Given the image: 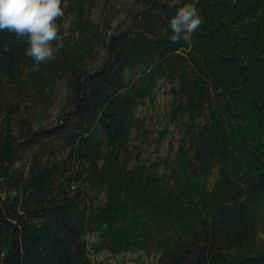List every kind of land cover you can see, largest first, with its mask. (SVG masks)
Instances as JSON below:
<instances>
[{
    "label": "trees",
    "instance_id": "obj_1",
    "mask_svg": "<svg viewBox=\"0 0 264 264\" xmlns=\"http://www.w3.org/2000/svg\"><path fill=\"white\" fill-rule=\"evenodd\" d=\"M62 7L38 72L0 32V264H264V0Z\"/></svg>",
    "mask_w": 264,
    "mask_h": 264
},
{
    "label": "clouds",
    "instance_id": "obj_2",
    "mask_svg": "<svg viewBox=\"0 0 264 264\" xmlns=\"http://www.w3.org/2000/svg\"><path fill=\"white\" fill-rule=\"evenodd\" d=\"M63 16L62 0H0V32L13 33L18 40L26 38L25 55L34 62L33 72L55 58L54 42L60 39V25L56 21ZM202 23L196 3L184 4L169 21L170 41L190 42ZM7 50L5 46L4 51Z\"/></svg>",
    "mask_w": 264,
    "mask_h": 264
},
{
    "label": "rangeland",
    "instance_id": "obj_3",
    "mask_svg": "<svg viewBox=\"0 0 264 264\" xmlns=\"http://www.w3.org/2000/svg\"><path fill=\"white\" fill-rule=\"evenodd\" d=\"M166 102V97H161V104ZM163 109L164 106H161ZM56 114V112H54ZM175 139L171 137L168 141L164 142L162 148L159 150V154L163 157L167 154H173ZM147 155L153 159L156 156L155 145L152 143L147 147ZM95 264H156L155 260L150 256H140L139 254H127L123 256H112L108 253L100 254L94 257Z\"/></svg>",
    "mask_w": 264,
    "mask_h": 264
}]
</instances>
